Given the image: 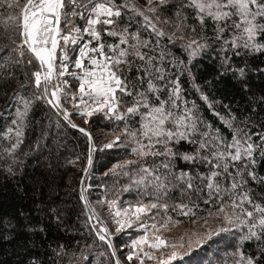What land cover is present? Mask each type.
I'll list each match as a JSON object with an SVG mask.
<instances>
[{"label":"snow or ice","instance_id":"obj_1","mask_svg":"<svg viewBox=\"0 0 264 264\" xmlns=\"http://www.w3.org/2000/svg\"><path fill=\"white\" fill-rule=\"evenodd\" d=\"M0 25V88L14 107L0 128V172L24 179L19 149L33 124L85 138L86 153L68 163L83 156L78 200L93 242L49 243L53 264H264V95L249 77L264 75V0H0ZM229 80L245 107L212 98ZM96 118L111 126L103 141L89 131ZM97 160H115L101 173L114 181L93 203ZM47 211L62 222L59 206ZM122 236L123 257L113 241Z\"/></svg>","mask_w":264,"mask_h":264},{"label":"trees","instance_id":"obj_2","mask_svg":"<svg viewBox=\"0 0 264 264\" xmlns=\"http://www.w3.org/2000/svg\"><path fill=\"white\" fill-rule=\"evenodd\" d=\"M2 33L3 26L0 25V34ZM259 59H264V57H259ZM248 62L253 67L261 66L255 56ZM202 64L208 65V70H210L212 59H205L202 61ZM201 75L202 80H198V83L209 79L207 71L202 72ZM249 77L255 95L257 97L264 95V92H261V89H264V75L258 73L249 74ZM186 79L184 77L185 81ZM218 87L221 88V92L212 96L213 99H219L221 95H224L227 97L224 103H231L234 109L237 105L240 108L245 107L246 98L244 94L239 93L232 86L230 80L225 81ZM183 88L188 100L195 101L197 104L202 103L195 92L190 90L186 82L183 84ZM10 91V88L7 90L0 88V128L4 125V121L8 119L7 114L14 110V107H8V104L12 103L7 95V92ZM212 92H215V89H212ZM251 95L252 93L247 94V96ZM40 107L42 106H38L36 112L37 119L43 114L39 110ZM201 114L209 122H213L214 126L223 128V125L213 116L212 112L207 110L206 105L202 108ZM107 124L108 122H103L101 118H96L92 120L89 128L94 133L97 128L105 127ZM110 127L109 125L106 129H110ZM40 134H43V137H40ZM37 137L41 139L39 148L35 147ZM45 140L46 142L48 141L50 146L56 148L57 155L59 156L57 163L62 162L64 167L59 172L61 166L55 167L54 163L51 164L54 170L56 172L58 171L55 177L57 179L55 188L51 185V176L48 172V169H51L48 163L46 162L45 164V160L39 158V156L41 157V152L43 154L47 153L46 150L48 149L45 147L44 142H42ZM30 148L33 150L29 152ZM24 152H28V156H24ZM19 153L20 158L24 160L26 165L24 179H21L19 173L14 179L11 177L6 179L7 174L0 172V264H26V261L32 256L38 259L42 258L44 264H53L55 258L52 256V252L48 247L49 243H52V246L55 247L56 243H70L71 246L77 242L81 245L93 242V235L84 226L83 222L85 217L81 215L83 205L78 200L79 176L83 174L81 167H78V165H82L83 156L81 161L68 163V161L75 160L78 155L86 153L85 138L75 129H61L57 132L54 122L49 126L48 121L44 120L42 125L37 126L33 124L29 129L28 135L22 147L19 149ZM100 163L97 160L92 168L91 181L93 186L101 182V173H103L104 169L106 170L107 167H110L112 163H115V160L105 162L104 167H100ZM257 170L261 174H264V164H261ZM28 176L36 177L40 183L32 185L27 179ZM98 176L99 178L96 179L95 177ZM18 182L25 185V190H18ZM57 206H59V210L62 213V222L53 225L50 223L47 210ZM20 212H23L25 215L20 216ZM6 221L10 222V227L5 226ZM38 224L46 226L48 229L47 233L37 232L33 235L25 230L29 225ZM4 235H8L10 239L4 240ZM95 243L99 244L100 242L96 240ZM241 243L244 246L245 252H247L249 246H252L251 242Z\"/></svg>","mask_w":264,"mask_h":264},{"label":"rangeland","instance_id":"obj_3","mask_svg":"<svg viewBox=\"0 0 264 264\" xmlns=\"http://www.w3.org/2000/svg\"><path fill=\"white\" fill-rule=\"evenodd\" d=\"M102 120H103V119H102ZM103 122H107V121H104V120H103ZM103 125H104V124H103ZM89 131H91L90 128H89ZM109 131H110V129H106V127H101V128H97V129L95 130V132L93 133V135H94V137H96L98 140L103 141V140L105 139V137H106V135H107V133H108ZM40 137H43V134H40ZM40 140H41V139H40ZM42 142H44L45 147H46L48 150H46L47 153L41 155V157L39 156V158L44 159V160H45V161H44L45 164H46V162L48 163V166H49V168L51 169V170L48 169L49 175L51 176V179H50V180H51V185H52L53 188H55V184H56V182H57V179H56L55 177L57 176L58 171L56 172V171L54 170V167L51 166V164L54 163V166H55V167H60V166H61V169H59V172H61V171L63 170V168H64V167H63V163L60 162V163L58 164L56 160L49 161V159H48V153H49V151L53 152V154H54L55 156L59 157V156L57 155L58 152L56 151V148H55V147L50 146V144L48 143V141L46 142V140H45V141H42ZM55 163H56V165H55ZM48 166H47V167H48ZM104 171H105V169H104ZM104 171H103V172H104ZM50 173H51V174H50ZM90 177L92 178V169H91V171H90ZM91 178H90L89 180H87L86 182L92 184ZM93 178H94V176H93ZM95 178L98 179L99 176H98V177H95ZM112 179H113V181H114V178L111 177V176H109L107 179H102L100 183H107V184L111 185V184L113 183ZM121 182H126V181L121 180ZM100 183H99V184H100ZM99 184H98V185H99ZM98 185H94V186L92 187V189H91V196L89 197V199H90V201H92L93 203L97 200V198H98L99 196H102V195L105 194V193H104V189H100V188L98 187ZM97 188H98V189H97ZM128 198H129V197H127V196L124 197V199H128ZM184 226H187V220L184 221ZM135 234H139V233L137 232L136 229H133V230H132V233H130V235H135ZM113 241H114V243H115V245H116V247H117V249H118V254H119L121 257H123V256H124V252H125V250H124V249H120V243H121V242H123V243H127V242H128L127 237H126V236H122V237H120L119 239H118L117 237H113ZM97 244H98V243H97Z\"/></svg>","mask_w":264,"mask_h":264}]
</instances>
